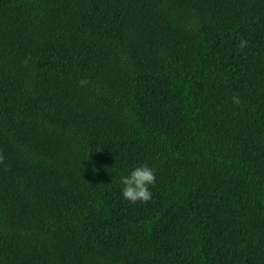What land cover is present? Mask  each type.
I'll return each mask as SVG.
<instances>
[{"label": "trees", "instance_id": "16d2710c", "mask_svg": "<svg viewBox=\"0 0 264 264\" xmlns=\"http://www.w3.org/2000/svg\"><path fill=\"white\" fill-rule=\"evenodd\" d=\"M0 264H264V0H0Z\"/></svg>", "mask_w": 264, "mask_h": 264}, {"label": "clouds", "instance_id": "9594fccd", "mask_svg": "<svg viewBox=\"0 0 264 264\" xmlns=\"http://www.w3.org/2000/svg\"><path fill=\"white\" fill-rule=\"evenodd\" d=\"M245 40L240 41L242 47ZM84 83V81H81ZM234 103H239V98L232 97ZM155 182V169L147 164L141 163L127 170L126 174L118 175L120 192L124 199L129 202H146L151 199L152 193L150 185Z\"/></svg>", "mask_w": 264, "mask_h": 264}]
</instances>
